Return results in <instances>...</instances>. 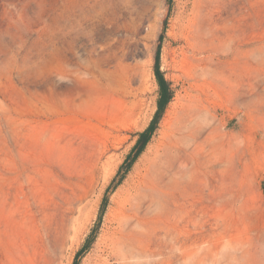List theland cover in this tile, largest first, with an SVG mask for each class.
Returning <instances> with one entry per match:
<instances>
[{
    "label": "rangeland",
    "instance_id": "1",
    "mask_svg": "<svg viewBox=\"0 0 264 264\" xmlns=\"http://www.w3.org/2000/svg\"><path fill=\"white\" fill-rule=\"evenodd\" d=\"M263 187L264 0H0V264H264Z\"/></svg>",
    "mask_w": 264,
    "mask_h": 264
},
{
    "label": "trees",
    "instance_id": "2",
    "mask_svg": "<svg viewBox=\"0 0 264 264\" xmlns=\"http://www.w3.org/2000/svg\"><path fill=\"white\" fill-rule=\"evenodd\" d=\"M170 1V0H167ZM162 39V34L159 36L158 39V46L155 53L154 58V65H153V72L156 79V83L158 86L157 89V100H156V110L154 112V115L149 122L148 126L142 131L137 133V140L134 144L131 152L128 154L125 162L120 166L118 170V174L121 175L114 187H116L120 182L122 181L124 175L129 171L134 161L137 159V157L141 154V152L144 150L146 144L149 142L150 138L154 134L155 130L157 129L158 123L161 121L165 110L167 108V105L172 101L173 99V90L171 88V84L168 80L165 79L163 72L160 71L159 67V49H160V41ZM113 187V188H114ZM264 191V187H263ZM106 205V199H104L103 204L100 208L99 215H98V221H100L101 216L103 214L104 208ZM93 242V238L90 236L87 237L84 244L81 246V248L76 252L73 263L72 264H79V258L80 256L85 253L89 248L90 245Z\"/></svg>",
    "mask_w": 264,
    "mask_h": 264
}]
</instances>
